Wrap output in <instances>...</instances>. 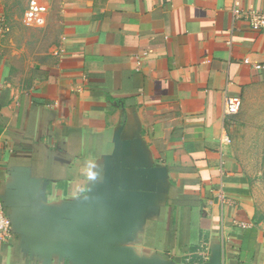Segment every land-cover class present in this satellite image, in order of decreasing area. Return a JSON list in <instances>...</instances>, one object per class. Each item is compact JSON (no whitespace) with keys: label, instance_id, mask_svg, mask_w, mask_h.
Segmentation results:
<instances>
[{"label":"crops","instance_id":"0c3cea01","mask_svg":"<svg viewBox=\"0 0 264 264\" xmlns=\"http://www.w3.org/2000/svg\"><path fill=\"white\" fill-rule=\"evenodd\" d=\"M28 2L0 0V264H177L201 241L264 264L225 116L264 85V35L233 0Z\"/></svg>","mask_w":264,"mask_h":264},{"label":"rangeland","instance_id":"374dc122","mask_svg":"<svg viewBox=\"0 0 264 264\" xmlns=\"http://www.w3.org/2000/svg\"><path fill=\"white\" fill-rule=\"evenodd\" d=\"M233 118L232 141L246 162L256 208L264 218V85L241 102Z\"/></svg>","mask_w":264,"mask_h":264},{"label":"built area","instance_id":"2783aa9c","mask_svg":"<svg viewBox=\"0 0 264 264\" xmlns=\"http://www.w3.org/2000/svg\"><path fill=\"white\" fill-rule=\"evenodd\" d=\"M44 11L45 8L39 5L37 0H29L26 17L30 20L31 18L38 17ZM231 14L234 21L243 20L251 30L264 35V10H244L239 0H233ZM255 68L258 69L260 66H256ZM240 107V99L228 100L225 106V116L228 118L233 117L238 113ZM224 141L228 142L229 139L225 137ZM11 235L10 218L5 214L3 205L0 202V242H9ZM178 255L177 264H206L210 258V251L208 244L201 241L193 251H186Z\"/></svg>","mask_w":264,"mask_h":264},{"label":"water","instance_id":"95a60500","mask_svg":"<svg viewBox=\"0 0 264 264\" xmlns=\"http://www.w3.org/2000/svg\"><path fill=\"white\" fill-rule=\"evenodd\" d=\"M207 264V263H206Z\"/></svg>","mask_w":264,"mask_h":264}]
</instances>
